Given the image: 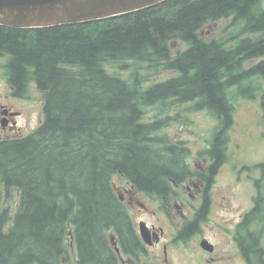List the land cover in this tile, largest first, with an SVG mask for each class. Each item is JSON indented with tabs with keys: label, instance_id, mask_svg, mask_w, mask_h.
Segmentation results:
<instances>
[{
	"label": "trees",
	"instance_id": "obj_1",
	"mask_svg": "<svg viewBox=\"0 0 264 264\" xmlns=\"http://www.w3.org/2000/svg\"><path fill=\"white\" fill-rule=\"evenodd\" d=\"M222 20L239 29L233 46L205 36ZM0 57L17 94L31 82L44 93L37 130L0 142V264H60L70 234L92 257L123 218L115 178L149 194L178 179L187 153L162 136L169 106L209 111L220 122L212 148L225 147L231 89L264 77V0H168L94 22L0 26Z\"/></svg>",
	"mask_w": 264,
	"mask_h": 264
},
{
	"label": "flooded vegetation",
	"instance_id": "obj_2",
	"mask_svg": "<svg viewBox=\"0 0 264 264\" xmlns=\"http://www.w3.org/2000/svg\"><path fill=\"white\" fill-rule=\"evenodd\" d=\"M3 61L7 58L0 57V73L7 72L1 66ZM35 87V82L29 83L25 94H17L13 86L11 89L15 98L22 101L30 98L28 91ZM20 115L19 111L9 106L0 105V125L1 121L7 124L5 128L1 126L4 134L0 136V142L22 137L16 120ZM212 143L203 165L192 164L189 159L183 158V171L178 179L165 181L168 188L163 193L139 191L128 180L126 187L115 184L121 210L119 216L123 218L117 226L105 231V242L92 257L81 254L70 234L60 264H175L177 254L189 250L193 254L200 253L204 264L218 261L264 264V164L256 166L261 177H254L255 194L251 208L240 216L233 227L228 221L209 227L215 181L228 162L226 147L215 152ZM237 181L241 182L242 178L238 176ZM150 201L158 205L166 221L164 226L139 218L143 214H157L150 209ZM207 231L223 234L230 246L227 255H220L218 245L205 235ZM194 241L198 243L189 249ZM204 241L212 246V250L203 246Z\"/></svg>",
	"mask_w": 264,
	"mask_h": 264
},
{
	"label": "rangeland",
	"instance_id": "obj_3",
	"mask_svg": "<svg viewBox=\"0 0 264 264\" xmlns=\"http://www.w3.org/2000/svg\"><path fill=\"white\" fill-rule=\"evenodd\" d=\"M238 30L237 26L232 25V20H222L211 24L205 30V36L224 39L228 46H233V41H230L232 39L231 35H235ZM261 60L260 58L248 60L244 62L243 67L248 70ZM6 62H1L4 69L7 65ZM173 75V73H166L159 79H165ZM247 82L252 86L243 82L245 85L241 87L240 91L237 92V87L231 89V99L234 105L233 123L223 137L228 162L215 181V188L213 189L214 203L211 211V221L208 223L209 227H215L216 223L224 224V221H228L233 227L240 216L251 208L252 198L255 194L254 180L261 177V173L257 172L256 166L264 164V77L251 76V80ZM28 94L30 98L27 100L16 99L7 72L0 73V105H7L10 109L21 113L19 118L16 119L17 128L22 131L21 136H27L37 130L44 120V93L35 87L31 88ZM191 107V104H185L181 107L169 106L170 120L164 126L162 136L182 146L183 152L187 153V155L182 153L184 159H189L192 164L203 165L208 157V150L214 141L220 122L209 111L203 109L191 110ZM156 110V107L148 108L147 114L150 122L154 120ZM3 134L0 125V136H3ZM238 176L242 178L241 182L237 181ZM115 184L116 186L126 187L127 182L122 178H115ZM5 199L14 211L20 200V193L18 190L12 189ZM149 207L157 214L151 216L143 214L139 218L142 217L151 223L164 226L166 221L163 214L158 210V205L150 201ZM158 218H160V222ZM205 235L218 245L220 255L222 253L227 255L230 246H228V242L221 232L207 231ZM197 243L198 241L191 243L189 249H192ZM200 262L204 264L201 254L197 252L193 254L192 250H189L177 254L175 264H201ZM207 264L228 263L218 261L207 262ZM230 264H241V262Z\"/></svg>",
	"mask_w": 264,
	"mask_h": 264
},
{
	"label": "water",
	"instance_id": "obj_4",
	"mask_svg": "<svg viewBox=\"0 0 264 264\" xmlns=\"http://www.w3.org/2000/svg\"><path fill=\"white\" fill-rule=\"evenodd\" d=\"M165 1L168 0H0V26L40 29L81 24L134 13ZM1 126L5 128L6 122L1 121ZM203 246L212 250L206 241Z\"/></svg>",
	"mask_w": 264,
	"mask_h": 264
}]
</instances>
